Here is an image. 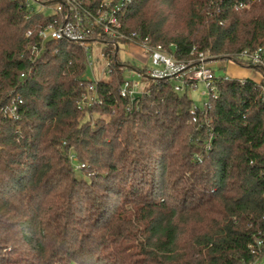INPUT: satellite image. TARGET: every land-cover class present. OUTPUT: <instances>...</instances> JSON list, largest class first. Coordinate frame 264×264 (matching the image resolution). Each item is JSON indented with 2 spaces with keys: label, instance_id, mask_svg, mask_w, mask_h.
Here are the masks:
<instances>
[{
  "label": "trees",
  "instance_id": "obj_1",
  "mask_svg": "<svg viewBox=\"0 0 264 264\" xmlns=\"http://www.w3.org/2000/svg\"><path fill=\"white\" fill-rule=\"evenodd\" d=\"M121 20L184 61L264 48V0H131ZM43 21L0 0V264H262L259 84L218 79L194 121L190 91L167 79L123 97L118 59L102 102L80 109L81 48L52 42L29 58L26 32Z\"/></svg>",
  "mask_w": 264,
  "mask_h": 264
},
{
  "label": "built area",
  "instance_id": "obj_2",
  "mask_svg": "<svg viewBox=\"0 0 264 264\" xmlns=\"http://www.w3.org/2000/svg\"><path fill=\"white\" fill-rule=\"evenodd\" d=\"M18 1L28 10L42 15L44 20L43 25L36 32L32 29L26 32V36L31 39L28 45V54L32 62L43 59L52 42L65 40L75 43L81 48L87 65L85 75L89 71L92 75L86 78L84 75L88 93L79 102L80 109H83L85 104L102 102L98 93V85L103 80L111 79L118 59L126 69L125 79L120 89L121 95L129 96L132 100L143 95L151 85V83L148 84L145 91H140L141 81L135 79L136 75L145 79H167L174 83V88L178 92L196 91L199 87L198 84L202 83L205 89L199 94L205 98L202 106L194 104L191 110L194 121L197 120L196 111L209 106L210 99L218 97L216 81L220 78L226 80L237 78L228 73L218 76L213 66V63L218 60H211L205 52L193 53V58L188 61L180 60L167 47L154 46L148 37L141 38L139 32H127L124 29L121 15L131 0H99L97 3H92L90 0ZM34 3H38L44 8H51L52 13L47 14L41 9H35ZM250 5V1L240 2L236 5V9H248ZM122 44L139 46L144 56L151 61L152 66L143 62L141 68H136L128 61L122 60L119 55ZM170 47H174V45L171 44ZM96 50L99 55L95 57ZM96 59L98 61L101 59L105 63L100 70L94 68ZM227 60L238 67L248 66L259 71L262 69L260 79L254 80L260 86L264 101V48L244 49L237 54L236 58ZM30 71L22 73V77L30 74ZM105 76L108 78L105 79ZM238 79L244 81L245 78ZM10 112L12 115L15 114L13 108L10 109ZM263 249V241L258 240L252 252L258 253Z\"/></svg>",
  "mask_w": 264,
  "mask_h": 264
},
{
  "label": "rangeland",
  "instance_id": "obj_3",
  "mask_svg": "<svg viewBox=\"0 0 264 264\" xmlns=\"http://www.w3.org/2000/svg\"><path fill=\"white\" fill-rule=\"evenodd\" d=\"M34 7L37 10L41 9V11H43L44 13L45 12L47 14L52 13L51 8H44V7L40 6L38 3H34ZM102 47H104V46H102ZM96 49H97V47H96ZM94 55H95V57L99 55V53H97V50L94 52ZM119 55H120V58L122 60L128 61L131 65L135 66L136 68H141L143 65V62H146L149 66H152L151 61L149 60V58L144 56L143 51L141 50V48L139 46H135L133 44H129V45L122 44ZM97 61L98 60L96 59L94 68H95V70H100L101 67H103L105 63L101 59H100V61H98V62ZM213 66H214L218 76H222L225 73H228V74H230V76L240 77V76L246 75L247 73L249 74V72H253V71L260 73V71L257 70L256 68H252V67H248V66L238 67L229 60L215 61L213 63ZM91 75H92V73H91V71H89L88 74L85 75V78L89 77ZM107 78H108V76H105V79H107ZM135 79L141 81V85L139 88L140 91H145L147 85L154 81L153 79H145V78L140 77L138 75L135 76ZM198 86L199 87L196 91L190 92V96H191V98H193L196 105L202 106L203 100L205 97L201 96L199 94V92L204 90L205 87L202 83H199ZM88 105H93V104H88ZM95 117H96V114L94 113L92 122H94ZM70 156H71V162L73 163V165L76 168H80L81 166H84V164L79 163L77 157L73 156V153H71Z\"/></svg>",
  "mask_w": 264,
  "mask_h": 264
},
{
  "label": "crops",
  "instance_id": "obj_4",
  "mask_svg": "<svg viewBox=\"0 0 264 264\" xmlns=\"http://www.w3.org/2000/svg\"><path fill=\"white\" fill-rule=\"evenodd\" d=\"M237 78H252V79H260V73H257L256 71L254 72H249L246 75L237 77Z\"/></svg>",
  "mask_w": 264,
  "mask_h": 264
}]
</instances>
